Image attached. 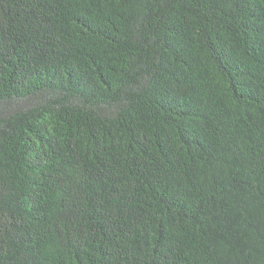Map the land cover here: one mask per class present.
I'll use <instances>...</instances> for the list:
<instances>
[{
  "label": "trees",
  "instance_id": "obj_1",
  "mask_svg": "<svg viewBox=\"0 0 264 264\" xmlns=\"http://www.w3.org/2000/svg\"><path fill=\"white\" fill-rule=\"evenodd\" d=\"M0 264H264V0H0Z\"/></svg>",
  "mask_w": 264,
  "mask_h": 264
}]
</instances>
